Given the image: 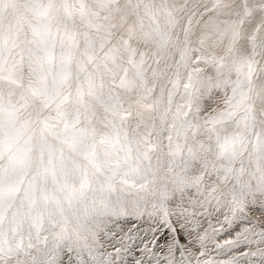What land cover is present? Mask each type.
Returning a JSON list of instances; mask_svg holds the SVG:
<instances>
[{
  "label": "snow or ice",
  "instance_id": "obj_1",
  "mask_svg": "<svg viewBox=\"0 0 264 264\" xmlns=\"http://www.w3.org/2000/svg\"><path fill=\"white\" fill-rule=\"evenodd\" d=\"M0 264H264V0H0Z\"/></svg>",
  "mask_w": 264,
  "mask_h": 264
},
{
  "label": "rangeland",
  "instance_id": "obj_2",
  "mask_svg": "<svg viewBox=\"0 0 264 264\" xmlns=\"http://www.w3.org/2000/svg\"><path fill=\"white\" fill-rule=\"evenodd\" d=\"M133 223H135V221L133 220ZM131 225H127L126 227H130ZM143 227H148V225H143ZM163 226H161V228H162ZM141 235H143V233H141ZM161 235V232H157L156 233V236L157 237H159ZM152 238V233L151 232H149L148 233V235H147V237H146V239H151ZM164 241H163V239H161V240H159V243H163ZM182 243L184 242L183 240L181 241ZM151 246V245H150ZM141 247H143V245L142 244H140L139 243V241H137V245H136V247H135V251H134V255L136 256V258H139V255H140V248ZM112 249L111 248H109V251H111ZM158 250V249H157ZM128 259L129 260H131L132 259V257H128Z\"/></svg>",
  "mask_w": 264,
  "mask_h": 264
},
{
  "label": "bare ground",
  "instance_id": "obj_3",
  "mask_svg": "<svg viewBox=\"0 0 264 264\" xmlns=\"http://www.w3.org/2000/svg\"><path fill=\"white\" fill-rule=\"evenodd\" d=\"M129 219H132V218H129ZM161 232H163L165 235L168 234V230L164 227L161 228Z\"/></svg>",
  "mask_w": 264,
  "mask_h": 264
}]
</instances>
